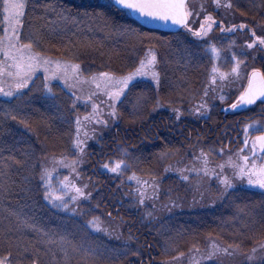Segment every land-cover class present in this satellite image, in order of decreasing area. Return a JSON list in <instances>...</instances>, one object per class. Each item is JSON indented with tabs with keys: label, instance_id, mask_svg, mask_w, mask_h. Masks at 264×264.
Returning <instances> with one entry per match:
<instances>
[{
	"label": "trees",
	"instance_id": "trees-1",
	"mask_svg": "<svg viewBox=\"0 0 264 264\" xmlns=\"http://www.w3.org/2000/svg\"><path fill=\"white\" fill-rule=\"evenodd\" d=\"M108 2L109 0H29L23 33L27 35L30 29L36 30L43 26L46 42L36 51L79 63L86 76L101 71L127 74L138 66L147 47L157 48L159 63L156 69L161 73L159 95L163 100H172L173 103L165 104L166 112L163 108H156L154 84L146 80L138 81L129 88L127 99L122 97L124 102L118 105L119 119L111 120L108 126H100L87 140L84 154L79 156L72 144L75 136L74 118L87 115L88 110L79 103L73 110V97L68 88L60 83H53L57 99L51 100L40 90V81L37 80V86L24 90V95L19 99L0 97V256L12 252L23 264H31L32 258L38 259L39 264H60L62 254L59 243H46L49 237L58 242L60 237H64L63 246L69 251L70 264H156L159 260L171 259L180 251L185 253L194 245L201 246L210 236L218 237L226 245L239 243L242 250L248 251L264 238V194L233 192L218 211L209 214L186 213L170 207L172 211L169 216L166 214L168 211H157L158 218L148 224L144 206L135 202L137 198L133 193L137 186L127 177L133 171L144 179L155 177L161 187L157 203L166 202L163 188H169L170 194H176L179 181L171 178L170 173L174 171L166 172L165 168L169 165L177 166L176 163H181L179 161L191 152V148L194 147L195 150L198 144L206 152L220 147H238L243 139L242 129L245 124L264 122V105L259 103L237 114L222 111V107L227 109L236 97L232 96L236 95L233 89L228 87L224 91L228 97L226 101L216 99L220 93L216 97L210 96L208 103L211 111L199 118H192L193 114L189 109L199 101L214 63L210 53L205 51L208 44L194 40L184 31L165 34L147 30L134 18L121 16L115 9L105 10L111 21L110 28L105 27L101 20H92L82 15L84 11H93L91 5ZM201 4L220 21L243 23L249 28H255L259 35H264V0H233L232 9L219 10L212 0H190L194 11H198ZM51 7L68 9L80 21L79 24L67 25L68 32L49 35L47 21L56 19ZM204 15L205 13H201L197 20ZM195 19L194 16L193 20ZM120 25H130L136 29V33L122 34ZM73 32L76 33L75 36L72 35ZM244 39L247 37L241 32L226 35L219 29H215L207 38L209 43H214L222 50V70L230 69L231 65L225 64L224 57H230L233 52L245 61L244 64L252 62L253 67L264 68V51H255L247 59L239 54ZM88 41H91L90 46H87ZM255 55L257 60L254 62ZM193 94L195 99L192 98ZM140 96L146 102L134 107ZM172 107H179L183 111L179 120L175 118ZM8 108L22 109L23 114L29 117V127L19 122V112L17 120L5 117L4 113ZM123 150L139 163L133 162V168L123 175L105 171L102 165L124 158ZM164 152L171 154L163 157ZM53 155L82 161L77 170L80 177L88 183V192L92 196L90 203H82V210L75 214L58 210L43 197L40 174L43 167L53 166ZM210 156L218 161L217 154L210 153ZM9 157H14L20 163L6 159ZM5 163L9 165L7 168ZM58 173L68 175L69 172L60 170ZM252 209H258L261 219L256 218L257 210ZM12 212L17 213L20 219L42 228L49 236L28 228L17 230V216L11 215ZM109 213L114 218H109ZM94 216L106 226L113 224L116 229L120 228L125 242L111 241L102 232L90 235L93 229L91 230L87 221ZM160 217L163 218L159 219ZM216 218L225 219V223L234 225L223 229L214 220ZM236 220H239V224L235 223ZM241 221L249 227L243 228ZM3 226L12 231L5 235ZM186 229L189 234L183 232L180 235V231ZM71 235L74 236L73 245L78 247L100 246L118 251L124 250L128 239L131 251L126 255L113 256L112 259L86 260L82 252H73L68 246ZM169 241L176 250L165 253L164 249ZM137 251L139 255L134 254Z\"/></svg>",
	"mask_w": 264,
	"mask_h": 264
},
{
	"label": "snow or ice",
	"instance_id": "snow-or-ice-1",
	"mask_svg": "<svg viewBox=\"0 0 264 264\" xmlns=\"http://www.w3.org/2000/svg\"><path fill=\"white\" fill-rule=\"evenodd\" d=\"M212 2L217 9H232L234 7L233 0H223V2L222 0H212ZM28 6L29 0H0V20H2V24H0V33H2L0 34V96L19 99L24 95V90H31L30 86L36 87L37 80H39V88L44 92L45 97L56 100L57 96L53 91V83L56 81L62 82L64 86L71 90L73 110L76 109L77 103L82 99L85 105L90 104L91 106V112L87 115L74 118L75 136L72 144L79 156L84 154L87 140L91 138L86 126H107L109 119H119L118 105L124 102L122 97L127 99L129 85L137 78L150 77L154 82L156 108H163L166 103L169 105L173 103L172 100H163L159 95L161 73L156 70L159 61L158 53L154 47H147L145 55L140 59L138 66L127 74L118 75L112 71H101L86 78L82 75V68L79 63L53 58L45 55L42 51H36L37 48L44 46L46 35L43 26L36 30L30 29L27 35H24L23 30ZM90 7L93 11H84L82 15L92 20H101L105 27L109 28L112 25L105 10L115 9L121 16L135 17L145 24H160L164 27L177 26L184 29L192 37L208 44L205 51L210 53L212 60L217 62L222 58V50L214 43H209L206 39L213 31V28L218 27L222 33H232L248 28V25L243 23L239 25L232 24L231 27L226 28L223 21L218 22L211 13L207 12L203 4L200 5L198 11H194L190 6V0H109L108 3L91 5ZM51 12L55 14L56 19L47 21V33L49 35H54L57 32H68L67 25H78L80 22L70 14L68 9L63 7L59 10L56 7H51ZM201 13L206 14L203 16V20L199 22L198 28L192 27V23L195 22L193 17L195 16L196 19H199ZM77 15H81V13H77ZM120 28L123 30L122 34L136 33V29L130 25H120ZM248 30L251 39L246 42L245 47L248 49L259 47L264 50V35H257L255 28H248ZM72 35L75 36L76 33L73 32ZM90 45L91 41H88L87 46ZM224 62L231 65L228 71L222 70L218 63H213L208 81L201 90L199 101L189 109L192 114L203 116L211 111L208 103L210 93L219 91L220 94L216 99L221 102L226 101L228 97L223 93V88L220 85L228 82L230 78L234 80L242 78V65L245 61L241 60L235 52L231 53L230 57H224ZM243 79L247 81L246 86L242 87L234 102L230 103L228 109L225 110H240L256 105L257 101L264 105V68L253 67L250 72L245 71ZM82 84H90L95 91L89 92L83 97L76 95L77 86ZM101 94L105 98L101 103L108 109L107 112L102 111L101 103H96L94 100V97ZM192 98L195 99L194 94ZM145 102L146 99L140 96L137 98L134 107L142 106ZM171 110L177 120L184 114L179 107H172ZM18 112L20 113L19 122L25 127H29V117L23 114L22 109L8 108L4 115L12 120H17ZM105 116L109 119H105ZM254 133L258 134L254 135ZM242 135L243 147L229 155L223 163L216 164L215 167L211 166L210 153L223 156L226 151L224 147L209 149L208 152L201 148L199 155L193 156L194 164L192 167L174 168L169 165L164 171H177L184 180L189 179L187 175H184L185 172L214 178L223 188L221 195H227L230 191L235 190L237 182L245 183L250 188L260 189L262 194H264V122L253 121L245 124L242 129ZM245 151L248 154H245ZM170 154L169 152H164L162 156L167 157ZM123 157L105 163L102 167L113 174L123 175L133 168V162L139 163L126 150H123ZM6 159H11L17 164L20 163L14 157ZM51 159L53 167H43L40 174L43 197L54 207L75 214L79 210V202L81 200L91 199L92 193L86 191L88 185L84 184L81 187L72 182L68 176H65L59 181L57 186L53 184V179L57 171L55 165L70 169L71 173L75 174L76 178L79 179L80 173L77 168L82 161L80 159L69 160L65 156L57 157L55 155ZM195 164L200 166L196 167ZM8 166L5 163V168ZM127 179L137 185L134 193L137 197L135 201L137 204L144 205L146 200L158 199L159 184L155 177L144 179L133 171ZM149 190L151 191L149 192ZM201 198H203V195H201ZM173 206H175L174 203ZM240 211L243 212L242 209ZM10 214L17 216V230L19 228H28L40 232L46 237L49 236L42 228H37L35 224H30L27 220L20 219L17 213L12 212ZM108 215L110 216L111 213ZM147 215L151 216L152 213L148 212ZM245 215L250 214L245 213ZM87 224L96 232H105L107 235H112V232L103 227L102 221L98 217H92L87 221ZM241 224L245 229L249 227L243 221H241ZM45 242L49 244L59 243L62 254L60 264H70L69 251L63 246L65 243L64 237H60L59 242L49 237ZM67 243L71 244V242ZM71 247L73 252H82L84 259L93 261L101 258L112 259L113 256L126 255L131 251L127 245L123 251L100 246L83 248L71 245ZM174 250L176 249L173 248L172 242H167L164 249L165 253ZM240 253L241 245L239 243L221 246L216 240H210L206 253H201L200 249L194 245L189 255L191 256L192 264H201L202 260L212 261L214 257L220 255L235 256ZM134 254L139 255V252L137 251ZM197 256H199V259L196 258ZM53 257L55 258V253H53ZM184 258L185 253L180 251L178 255L172 257V261L179 262ZM246 259L252 264H264V241L260 242L258 246L251 248ZM172 261H165L164 264H172ZM0 264H19V261L12 252H7L6 255L0 256ZM31 264H39L38 259L32 258Z\"/></svg>",
	"mask_w": 264,
	"mask_h": 264
},
{
	"label": "rangeland",
	"instance_id": "rangeland-1",
	"mask_svg": "<svg viewBox=\"0 0 264 264\" xmlns=\"http://www.w3.org/2000/svg\"><path fill=\"white\" fill-rule=\"evenodd\" d=\"M219 9H222V8H219ZM216 19H217V17H216ZM230 19L233 20L232 17H230ZM202 20H203V17L199 21L197 19H195L194 20L195 22L192 23V27L198 28L199 22L202 21ZM0 21L2 22V20H0ZM217 21L219 22L220 20L217 19ZM223 23H224V26L226 28L227 27H231L232 24H237V25L241 24V23H225V22H223ZM248 28L243 29V30H237V31L232 32V33H228V32L222 33L221 32L222 34H226V35H233V34H237L238 32H241L242 35H245L247 37V39L243 40V46H242L243 49L241 48L239 50V54H243V58L244 59H247L255 51H257L258 53L264 51V50H261L259 47L254 48V49H248V48L245 47L246 42H249L250 39H251L250 32H249ZM215 29H219V28L218 27H214L213 31ZM184 31L186 32V30H184ZM213 31L209 34V36L213 33ZM246 33H247V35H246ZM0 34H2V33H0ZM188 35L191 38H193L194 40H197V38L192 37L190 34H188ZM257 35H259L258 32H257ZM197 41H200V40H197ZM155 49H156L157 53H159L158 49L157 48H155ZM256 60H257V56L255 55L254 56V62ZM214 63H218L219 66L221 67V60L218 61V62L214 61ZM247 63L242 65V73H241L242 78L240 80L232 79V81H231V78H230L228 82L220 85V87L223 88V93H224L226 88H228V87L230 88L231 87L233 89V92L236 93V95H234V94L232 95L234 97V96H237L239 94V91L242 90L243 86H246L247 81H246V79H243L244 72L245 71H249L250 72L251 68H253L252 62H250V63L247 62ZM82 75L84 77H86V78L90 77V76H86L83 73V71H82ZM142 80L150 81V82H152L154 84V82L151 80L150 77H141V78H137L136 80H134L132 82V84L129 85V88L133 84L137 83L138 81H142ZM233 80H234V82H233ZM54 83H60L61 85H63L62 82H60V81H56ZM69 91L71 92V90H69ZM92 91H95L93 86H91L90 84H82V85H78L77 86L76 95L83 97L85 94H87L89 92H92ZM218 93H219V91H217L215 93H210L211 98L212 97H216ZM0 97H3V96H0ZM3 98H7V97H3ZM104 99L105 98H104V96L102 94L99 95V96L94 97V100L96 101V103H101ZM234 100H235V98H234ZM78 103L83 105L86 108V111L88 110V113L91 112L90 104L89 105H85L83 103V99L80 102H78ZM101 109L104 112L108 111V109L102 103H101ZM163 109H164V107H163ZM225 109H226V107H222V111H225ZM163 111H165V109ZM199 117L200 116L195 115V114L192 115V118H199ZM105 119H109V118L107 116H105ZM111 120L112 119H109V123H110ZM109 123H108V125H109ZM100 126H102V125H87L86 127H87V130L89 132V135L90 136L94 135V133L96 132V130ZM93 129H94V133H93ZM255 134L256 133H254V135ZM199 145L200 144L195 146L196 147L195 150H194V147L191 148L189 150L191 152H188L186 154V156L185 157L183 156L184 158H182L179 161L181 163H176L177 166H173V167L174 168H176V167L184 168L186 166L187 167H192L193 164H194L193 156L194 155H199V152H200V149H201V147ZM241 147H243V143L242 142L239 144L238 147H229L228 149L226 148L225 149L226 150L225 154L223 156L218 155L219 157H218V161L217 162L214 161L215 158L213 159V157L210 156L211 166L215 167L216 164L223 163L227 159V157L229 155L237 152V150L240 149ZM245 154H248L247 151H245ZM188 157H189V160L187 161ZM185 163H187V164H185ZM195 166L199 167L200 165L199 164H195ZM52 167L53 166H49L47 168H52ZM56 168H57V171L54 174V179H53V184L54 185L58 186L59 181L62 180L65 176H68L72 182L76 183L77 185H79L81 187H83L84 184L88 185V183L86 182V180L84 178L80 177L79 179H77L75 174L71 173L70 169L64 168L61 165H58V167H56ZM60 170H62L64 172L68 171L69 173H68V175L66 173H64V174L61 173L60 174V173H58V171H60ZM105 171H107V170H105ZM109 173H111V172H109ZM111 174H113V173H111ZM172 174H174L176 176H172ZM229 174H230V172H229ZM113 175H117V174H113ZM184 175H187L189 177V179L188 180L182 179L181 174H179V172H177V171H174V172L170 173L171 178H173L175 180L178 179L179 187H178V191H177L176 194H174V192H171V194H170L169 188H166V187L163 188L164 196L167 198L166 202L160 203V204L157 203V201L159 200V194H160V191H161V187L159 186V190H158V194H157L158 195V199L146 200L145 204L142 205V206H144V210L146 212L145 218H146V221L148 222V224H150V222H153L155 219L158 218L157 211H168L166 214L169 216L170 211H172V210H170V207H175V208L179 209L181 212L185 211L186 213H190V212H192V213L193 212L202 213V212H205L206 214H209V213H213L215 210L218 211V208H220V207H222L224 205V202H226L227 197L231 193L233 194V192H237V191H251V192L262 193L260 189L250 188L245 183L237 182L235 190L230 191L227 195H221V193L223 192V188H222V186L219 185V183L214 178L204 177L202 175L201 176H197L195 173H188V172H185ZM86 191H88V188L86 189ZM150 191L151 190H149V192ZM134 193H135V191H134ZM201 195H203V198H201ZM135 198H137V197L135 196ZM90 201H91V199H89V200H81L79 202V210H82V207H81L82 203H86V205H88L90 203ZM48 203L51 204L49 201H48ZM173 203L175 204V206H173ZM84 207H86V206H84ZM57 209L58 210H63V209H60V208H57ZM222 210H224V209H222ZM232 210H234V209H232ZM235 210H239V209H235ZM252 210H257L256 218L258 219V217H259L261 219V216L259 215L258 209H252ZM148 212H151L152 215L148 216L147 215ZM110 217L114 218L111 215L109 216V218ZM162 218L163 217H160L159 219H162ZM214 220L217 221L219 227H223V229L227 228L228 225H231V226L234 225V224H231V223H225L224 222L225 219H222V218H220V219L216 218ZM235 223L239 224V220H236ZM103 227L107 228L110 232H112V235H107L105 232H102V233L105 234L106 238H108L111 241L115 240L116 242H119V243L125 242V240L123 239L125 237H123V235L121 234V229L120 228L116 229V227L113 224H109L107 226H106V224H103ZM11 231L12 230L9 227H7V226L4 227L5 235L10 233ZM183 232H184V234H189V233H187V232H189L188 229L180 231V235ZM98 233L99 232H96L95 230H93V231H91L90 235H94V234H98ZM71 234H73V233H71ZM72 237H74V236L71 235L68 238V242H71V244H68V246L70 248H72L71 245H73V241H74V239ZM129 240H130V243H132L131 239H129ZM210 240H216L221 246H229V245L224 244L222 241H220V239L218 237L210 236V237H208L206 239L204 244H200L201 246L198 247L200 249L201 253H206L207 252ZM262 241H264V238L261 239L260 241L256 242V244H254L251 248L258 246L259 243L262 242ZM128 242L129 241L127 239L126 245L130 248L131 246H129L130 244ZM110 244H114V243L110 242ZM191 249H189L188 251L185 252V258L182 261H179V262L172 261V258H171V259L159 260V261L156 262V264H164L165 261H172V264H192L191 256L189 255ZM250 249L248 251H246V252L241 249V253L238 254V255H235V256L220 255V256L214 257L212 261L202 260L201 264H252V262H250V261H248L246 259V256L249 253ZM196 258L199 259V256H197ZM57 259H60V258H57ZM19 264H23V263L19 262ZM55 264H56V262H55Z\"/></svg>",
	"mask_w": 264,
	"mask_h": 264
},
{
	"label": "water",
	"instance_id": "water-1",
	"mask_svg": "<svg viewBox=\"0 0 264 264\" xmlns=\"http://www.w3.org/2000/svg\"><path fill=\"white\" fill-rule=\"evenodd\" d=\"M133 18H135V17H133ZM136 20L139 21L143 25L144 28L149 29V30H158V31L166 32V33H173V32H176V31H178L180 29L177 26L164 27V26H162L160 24H145V23H143V21H140L138 19H136ZM258 102H260V101H257V103ZM253 106L254 105L248 106L247 108H243V109H240V110H236L234 112L244 111V110L249 109V108H251Z\"/></svg>",
	"mask_w": 264,
	"mask_h": 264
}]
</instances>
